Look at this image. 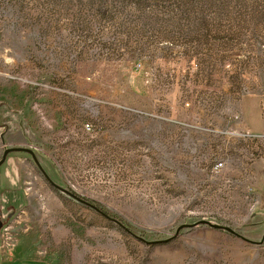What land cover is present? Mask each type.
Segmentation results:
<instances>
[{
	"label": "rangeland",
	"instance_id": "1",
	"mask_svg": "<svg viewBox=\"0 0 264 264\" xmlns=\"http://www.w3.org/2000/svg\"><path fill=\"white\" fill-rule=\"evenodd\" d=\"M0 94L51 263L264 264V0H0Z\"/></svg>",
	"mask_w": 264,
	"mask_h": 264
},
{
	"label": "crops",
	"instance_id": "2",
	"mask_svg": "<svg viewBox=\"0 0 264 264\" xmlns=\"http://www.w3.org/2000/svg\"><path fill=\"white\" fill-rule=\"evenodd\" d=\"M22 112L23 105L18 106L17 102L14 101L8 104L0 94V157L7 148H26V143H29V140L34 141V143H44L43 145L47 142L44 137L37 139L23 134L22 129L25 126L23 119L21 120ZM262 125V120H260L251 129L249 128L248 133L258 135L262 132ZM34 149L45 157L44 160H41V167L45 169L46 175L53 183L59 184L54 176L55 171L49 163L53 151L46 148L35 147ZM21 153L23 152L7 154L0 165V220L4 221L10 215L11 217L19 215L23 222L12 227L13 245L11 248H5L0 241V264H53L46 259L48 255L46 247L40 249L27 243V239L29 235L33 234L34 229H42V226L36 219L39 216L35 209L34 200L25 192L26 186L31 183L22 177L20 157H16V154ZM53 200H55L54 197L47 195L46 213L41 214L42 216H53L56 211L53 210ZM39 212L41 213V211ZM48 229H56V227L53 226ZM57 229L65 228L63 225H59Z\"/></svg>",
	"mask_w": 264,
	"mask_h": 264
},
{
	"label": "built area",
	"instance_id": "3",
	"mask_svg": "<svg viewBox=\"0 0 264 264\" xmlns=\"http://www.w3.org/2000/svg\"><path fill=\"white\" fill-rule=\"evenodd\" d=\"M33 108L35 110V113L37 114V116L40 117V120L42 121V124L44 126H46L47 128H50V125H49V122L48 120L46 119L45 117V114L43 112V109L42 107L39 105V104H35L33 105ZM82 129L84 130V132H88L90 133L91 131V125H89L88 123H84L82 125ZM242 136H245V138H255V137H260L258 135H252L248 132H246L244 135ZM222 164L223 162L222 161H219L217 163L214 164V167L215 168H220L222 167ZM29 188H27L28 190ZM37 196V203H38V207L40 209V211L42 213H46V198L45 196H43L42 194H38L36 195ZM1 221V227H0V241H1V244L3 246H5V248H8V245H12V241H13V236H12V229L11 226L13 224V222H18L19 221V215H17L12 221L11 223H7V220H0ZM4 242L6 243V245L4 244Z\"/></svg>",
	"mask_w": 264,
	"mask_h": 264
},
{
	"label": "water",
	"instance_id": "4",
	"mask_svg": "<svg viewBox=\"0 0 264 264\" xmlns=\"http://www.w3.org/2000/svg\"><path fill=\"white\" fill-rule=\"evenodd\" d=\"M12 152H23V153H27L28 155L31 156L32 161L34 162V164L36 165V167L38 168V170L41 172L42 176L45 178V180L48 182V184L55 190H57L58 192L66 195L67 197H70L71 199L89 207L94 209L95 211H97L99 214H101L102 216H104L105 218L109 219L105 214H103L102 212L98 211L95 207H93L92 205H90L89 203L81 200L80 198H78L77 196H75L74 194H72L71 192H69L66 189L61 188L60 186L56 185L55 183H53L49 177L44 173V171L42 170L40 164L38 163L36 157L34 156L33 152L31 150H29L28 148H7L3 151L1 157H0V165L3 163V161L5 160V157L7 154L12 153ZM118 224V223H117ZM119 225V224H118ZM0 227H1V223H0Z\"/></svg>",
	"mask_w": 264,
	"mask_h": 264
},
{
	"label": "bare ground",
	"instance_id": "5",
	"mask_svg": "<svg viewBox=\"0 0 264 264\" xmlns=\"http://www.w3.org/2000/svg\"><path fill=\"white\" fill-rule=\"evenodd\" d=\"M0 223H1V221H0ZM2 224V223H1Z\"/></svg>",
	"mask_w": 264,
	"mask_h": 264
}]
</instances>
